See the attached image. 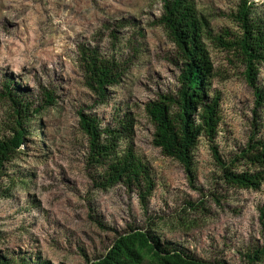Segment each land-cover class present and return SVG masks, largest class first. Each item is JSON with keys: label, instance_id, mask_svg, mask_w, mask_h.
Wrapping results in <instances>:
<instances>
[{"label": "rangeland", "instance_id": "374dc122", "mask_svg": "<svg viewBox=\"0 0 264 264\" xmlns=\"http://www.w3.org/2000/svg\"><path fill=\"white\" fill-rule=\"evenodd\" d=\"M192 1L214 36L240 35L232 14L242 0ZM248 4L264 25V0ZM162 12L163 0H0V89L12 82L32 105L26 144L0 176V259L89 264L138 228L199 260L264 264L251 261L264 249V185L229 188L213 150L237 172L246 169L241 155L264 142V103L257 107L241 61L206 36L214 65L210 96L220 100L221 122L214 142L200 139L191 181L154 146L146 114L148 103L180 89L177 49L156 24ZM82 49L97 50L123 72L105 100L87 85ZM258 84L264 91V64ZM84 113L104 128L119 117L135 119L134 145L155 184L147 206L124 185L100 190L93 183ZM14 127L10 105L0 99V140Z\"/></svg>", "mask_w": 264, "mask_h": 264}, {"label": "trees", "instance_id": "16d2710c", "mask_svg": "<svg viewBox=\"0 0 264 264\" xmlns=\"http://www.w3.org/2000/svg\"><path fill=\"white\" fill-rule=\"evenodd\" d=\"M240 35L229 32L214 36L209 22L203 18L192 0H163V12L156 24L163 27L178 52L181 62L180 89L162 95L146 105V114L155 128L154 146L167 158L179 162L188 178L195 179V151L202 137L214 142L221 122L220 100L211 98L214 65L205 43L208 36L221 42L245 66V77L254 89L257 107L264 103V91L258 84L260 67L264 64V25L254 16L248 0H242L238 12L232 14ZM82 66L87 85L102 99L109 89L120 84L123 72L116 62L103 60L97 50L82 49ZM0 99L10 105L15 127L11 137L0 140V176L26 144L31 104L7 82L0 89ZM47 103H55L48 95ZM136 121L130 116L119 117L107 127L91 115L81 114L80 127L88 139L87 165L93 183L100 190L124 185L137 191L140 203L147 206L155 184L151 168L139 156L134 145ZM214 157L223 182L237 190L259 191L264 185V142L249 145L241 155L245 167L241 172L228 166L218 154ZM234 164V163H233ZM251 258V257H250ZM264 260V249L255 253L252 263ZM0 264H24L19 260L0 259ZM26 264V263H25ZM89 264H223L199 260L171 245L164 246L153 230L132 229L118 236L108 252Z\"/></svg>", "mask_w": 264, "mask_h": 264}]
</instances>
